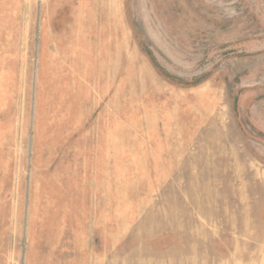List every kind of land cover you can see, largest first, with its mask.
I'll use <instances>...</instances> for the list:
<instances>
[{
  "label": "rangeland",
  "instance_id": "obj_1",
  "mask_svg": "<svg viewBox=\"0 0 264 264\" xmlns=\"http://www.w3.org/2000/svg\"><path fill=\"white\" fill-rule=\"evenodd\" d=\"M0 264H264V0H0Z\"/></svg>",
  "mask_w": 264,
  "mask_h": 264
}]
</instances>
